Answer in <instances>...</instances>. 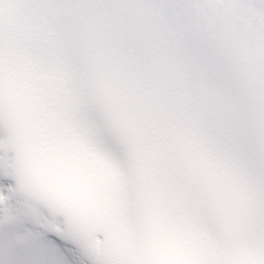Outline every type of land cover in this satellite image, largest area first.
<instances>
[{
    "label": "snow or ice",
    "instance_id": "snow-or-ice-1",
    "mask_svg": "<svg viewBox=\"0 0 264 264\" xmlns=\"http://www.w3.org/2000/svg\"><path fill=\"white\" fill-rule=\"evenodd\" d=\"M0 264H264V0H0Z\"/></svg>",
    "mask_w": 264,
    "mask_h": 264
}]
</instances>
